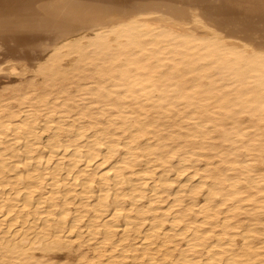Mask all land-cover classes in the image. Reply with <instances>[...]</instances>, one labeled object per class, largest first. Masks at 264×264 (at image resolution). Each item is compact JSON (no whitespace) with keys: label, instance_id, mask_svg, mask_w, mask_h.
Listing matches in <instances>:
<instances>
[{"label":"bare ground","instance_id":"obj_1","mask_svg":"<svg viewBox=\"0 0 264 264\" xmlns=\"http://www.w3.org/2000/svg\"><path fill=\"white\" fill-rule=\"evenodd\" d=\"M20 63L59 91L0 118V264H264V0H0Z\"/></svg>","mask_w":264,"mask_h":264},{"label":"rangeland","instance_id":"obj_2","mask_svg":"<svg viewBox=\"0 0 264 264\" xmlns=\"http://www.w3.org/2000/svg\"><path fill=\"white\" fill-rule=\"evenodd\" d=\"M50 53L51 52H48V50L46 51V53L44 52V54L42 55V58L40 59L41 63L45 62L44 59ZM16 67H17V70L15 72L10 73L9 78H5V79L0 78V88L3 89V92H2L3 96L0 97L1 98L0 99V118L3 117V119H4V117L12 116L11 119L13 118L12 120L14 121V124H16V123H21L25 119V117H23V115H25V113L30 114L31 112H34L36 110L37 111L40 110V112H38V114H39L38 117H39V121L42 124L46 120L47 114L48 115L50 114V109H48L46 107V105H44V104L47 101L53 99V97H55L56 93L59 91L58 90L57 92H55L53 90V92H50L49 86L53 85L54 83L56 85H58L57 84L58 82H56V80L53 77L52 78L50 76L48 77L47 76L48 73H45V71L38 69V67H36L34 65L25 66V64L20 63V64H17ZM88 75H90V74H88ZM69 76L70 75H68V78L72 77V76L71 77H69ZM49 78L52 80H50ZM53 79L55 80V82ZM73 80L77 81V78H73ZM108 84L109 83H106L105 85H108ZM80 85H82V86H80ZM83 85H85V86H83ZM93 87H94V85H92V80H80V81L75 82L74 84L68 85L67 86V92H70L71 95H74L73 100H76L77 103H75V101H73V100H70V101L63 100V97L67 96V93H64V94H62L61 99L59 101H56L55 104H53V105L48 104V107H52L53 109H58V111L56 110L57 112H54L53 115L51 116L53 121H55V122L50 121V123H52L51 126H53L54 123H56L58 121L65 124L66 127H68L70 124H75V125H78L80 123L81 124L83 123L82 125L89 124L88 122H90L91 119L89 117H87L88 114L85 115L89 110L84 108L85 112L82 113V114H84L83 116H82V114H80L79 117L75 116L76 119H79L80 123H78V121H76V123H75L74 114H75V111L78 109L77 107L84 106V105L79 106V104L83 103V101L80 100L81 97L82 98H85V97L86 98H92L93 97L92 94H89V92H87V90H89L90 88H93ZM65 102L68 103L69 105L71 104V108L68 106L61 108V106H63ZM72 106H74V108H72ZM62 109H64V110L61 111ZM95 118L98 119V118H100V116L97 115V116H95ZM101 118L102 119L107 118L106 114H103V116ZM111 118H113V117H111ZM91 122H92V120H91ZM46 137L47 136L43 137V141H45ZM2 144H0L1 147L4 145V144L3 145ZM118 148H119V150H123L122 145H120ZM116 155H118V153ZM1 162H2V159H0V164H1ZM81 164L80 165L78 164V166H80L81 168H82V166L84 167V165L81 166ZM198 177H199V175L192 176L193 179L191 178L192 180H190V182L192 183V182L198 180ZM0 178L1 179H7V175H5V174L1 175ZM147 178L149 179V180H147V182L149 184L151 183L150 184V186H151L153 183V180H151V178H149L148 176H147ZM42 183H44V182H42ZM135 183L138 184L140 182H135ZM26 185H29L30 187H33V188L38 187L37 183L31 182L30 180L27 181ZM5 191H8V188H6ZM150 197H152L151 193L148 192L147 196L144 199H142L141 201H146ZM172 201H173V197L170 196L168 199L164 200L162 202V204H160V205H161V207L166 208L168 206V204L171 203ZM161 211H163V210H161Z\"/></svg>","mask_w":264,"mask_h":264}]
</instances>
